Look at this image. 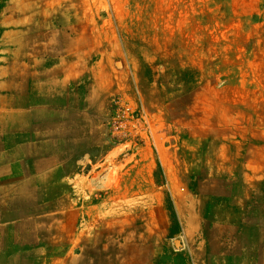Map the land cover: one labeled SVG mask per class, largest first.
Returning <instances> with one entry per match:
<instances>
[{"label":"rangeland","instance_id":"rangeland-1","mask_svg":"<svg viewBox=\"0 0 264 264\" xmlns=\"http://www.w3.org/2000/svg\"><path fill=\"white\" fill-rule=\"evenodd\" d=\"M54 16L100 37L104 119L32 151L0 87V264H264V0H0V68Z\"/></svg>","mask_w":264,"mask_h":264},{"label":"crops","instance_id":"crops-1","mask_svg":"<svg viewBox=\"0 0 264 264\" xmlns=\"http://www.w3.org/2000/svg\"><path fill=\"white\" fill-rule=\"evenodd\" d=\"M56 12L60 15L61 11L57 9ZM71 19L72 23H78V17ZM58 20L57 16L53 17L52 32L41 31L44 23L41 21L32 23L27 32H15L13 46L16 48L13 47L10 59L8 57L5 61L8 64L3 63L0 68L3 98H12V101H4L2 109L4 113L8 108L12 109L18 119L14 124L11 117H8L9 121L2 124V129H27L32 151H47L43 146L55 145L61 141H54L53 137L70 135L72 141L77 143L79 136L86 133V119L92 120L87 126L89 130L93 129V132L88 131L90 135L96 134V123L104 119L103 114L93 117L85 115L86 111H95L94 103H89L86 107V96L107 97V92L97 87L99 79L95 72L98 70H95L93 60L90 59L98 50L94 47L95 42L97 47L100 46V37L93 33L86 35L83 26H74V30L62 32L54 24L60 21ZM89 40L93 41L92 44ZM9 104L17 105L14 107ZM5 118L4 116L3 119ZM80 150H84V146L76 148L74 152ZM22 188L23 186L15 188L12 185L6 190L8 193L16 190L17 194L12 195L15 201L24 203L20 197ZM38 201L41 202L39 194L33 199L34 213L37 209L44 208L42 204L38 206ZM20 216L25 214L20 213Z\"/></svg>","mask_w":264,"mask_h":264},{"label":"built area","instance_id":"built-area-1","mask_svg":"<svg viewBox=\"0 0 264 264\" xmlns=\"http://www.w3.org/2000/svg\"><path fill=\"white\" fill-rule=\"evenodd\" d=\"M133 118L134 112L132 111V108L128 104L123 105L121 106V111L118 114L117 119L114 121V126L116 129H123L124 133L127 126L132 123Z\"/></svg>","mask_w":264,"mask_h":264},{"label":"bare ground","instance_id":"bare-ground-1","mask_svg":"<svg viewBox=\"0 0 264 264\" xmlns=\"http://www.w3.org/2000/svg\"><path fill=\"white\" fill-rule=\"evenodd\" d=\"M10 105V104H9ZM14 105H17V104H11L10 106H14ZM15 107V106H14ZM38 210V209H37ZM40 210V209H39ZM100 225V224H99ZM100 228V227H99ZM99 232V231H98ZM98 237V236H97Z\"/></svg>","mask_w":264,"mask_h":264},{"label":"water","instance_id":"water-1","mask_svg":"<svg viewBox=\"0 0 264 264\" xmlns=\"http://www.w3.org/2000/svg\"><path fill=\"white\" fill-rule=\"evenodd\" d=\"M176 245H180V242L179 241H176Z\"/></svg>","mask_w":264,"mask_h":264}]
</instances>
